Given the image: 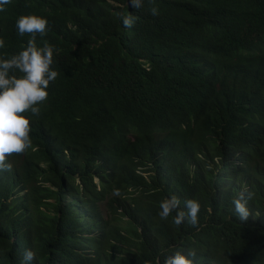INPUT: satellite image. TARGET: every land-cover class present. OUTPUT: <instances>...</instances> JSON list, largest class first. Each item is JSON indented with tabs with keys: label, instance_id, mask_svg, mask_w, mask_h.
<instances>
[{
	"label": "trees",
	"instance_id": "trees-1",
	"mask_svg": "<svg viewBox=\"0 0 264 264\" xmlns=\"http://www.w3.org/2000/svg\"><path fill=\"white\" fill-rule=\"evenodd\" d=\"M30 14L48 21L36 43L58 50V76L27 114L30 147L0 171V264L25 249L33 264H164L176 251L264 264V0H11L0 57L26 46L15 22ZM172 195L200 203L197 225L158 216Z\"/></svg>",
	"mask_w": 264,
	"mask_h": 264
},
{
	"label": "clouds",
	"instance_id": "clouds-1",
	"mask_svg": "<svg viewBox=\"0 0 264 264\" xmlns=\"http://www.w3.org/2000/svg\"><path fill=\"white\" fill-rule=\"evenodd\" d=\"M11 0H0V13L6 11ZM144 0H128L129 7L138 10L142 8ZM152 15L158 14V9H151ZM136 22L133 14L122 15L121 23L125 28H131ZM46 18L30 14L21 15L16 19L15 27L18 35L30 34L26 46L8 58L0 57V171H11L12 164L7 157L13 153H23L31 145L30 121L28 113L38 115L40 105L49 95L50 82H54L58 72L52 67L54 61L53 46L47 42L43 46L36 43V36L44 37L47 31ZM4 41L0 39V48ZM114 191V195H119ZM252 193L241 192L239 197L232 201L234 213L240 221H246L250 215L247 201ZM181 201L172 195L159 203L158 216L167 220L173 215L172 222L180 225L187 222L193 226L198 224L200 203L195 199ZM194 253L184 254L176 251L174 255L165 257L164 264H193ZM35 254L32 249H25L21 264H33Z\"/></svg>",
	"mask_w": 264,
	"mask_h": 264
},
{
	"label": "rangeland",
	"instance_id": "rangeland-1",
	"mask_svg": "<svg viewBox=\"0 0 264 264\" xmlns=\"http://www.w3.org/2000/svg\"><path fill=\"white\" fill-rule=\"evenodd\" d=\"M103 208H104L105 215H107V214H108V210H107L106 206L103 207ZM115 215H116V214H115ZM116 216H117V215H116Z\"/></svg>",
	"mask_w": 264,
	"mask_h": 264
}]
</instances>
